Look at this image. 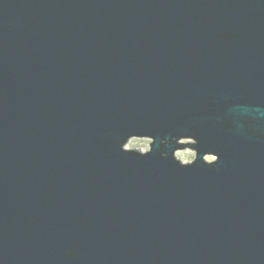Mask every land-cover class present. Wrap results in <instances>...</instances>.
I'll list each match as a JSON object with an SVG mask.
<instances>
[{
	"label": "water",
	"instance_id": "water-1",
	"mask_svg": "<svg viewBox=\"0 0 264 264\" xmlns=\"http://www.w3.org/2000/svg\"><path fill=\"white\" fill-rule=\"evenodd\" d=\"M0 264H264V0H0Z\"/></svg>",
	"mask_w": 264,
	"mask_h": 264
},
{
	"label": "rangeland",
	"instance_id": "rangeland-1",
	"mask_svg": "<svg viewBox=\"0 0 264 264\" xmlns=\"http://www.w3.org/2000/svg\"><path fill=\"white\" fill-rule=\"evenodd\" d=\"M190 141H193L192 139H184V143H190ZM150 142L151 138L149 137H139L134 136L132 137L126 144L125 147L127 149H139L143 152L150 149ZM196 153L194 150H190L189 148L185 147V149H178L176 151V156L180 157L183 162H191ZM207 157H211V159H207ZM205 159L207 161H213L216 159V156L214 155H206Z\"/></svg>",
	"mask_w": 264,
	"mask_h": 264
},
{
	"label": "bare ground",
	"instance_id": "bare-ground-1",
	"mask_svg": "<svg viewBox=\"0 0 264 264\" xmlns=\"http://www.w3.org/2000/svg\"><path fill=\"white\" fill-rule=\"evenodd\" d=\"M184 139H186V138H184ZM184 139H182L181 143H184V142H183ZM191 142H192V141H190V143H191Z\"/></svg>",
	"mask_w": 264,
	"mask_h": 264
},
{
	"label": "clouds",
	"instance_id": "clouds-1",
	"mask_svg": "<svg viewBox=\"0 0 264 264\" xmlns=\"http://www.w3.org/2000/svg\"><path fill=\"white\" fill-rule=\"evenodd\" d=\"M207 159H211V157H207Z\"/></svg>",
	"mask_w": 264,
	"mask_h": 264
}]
</instances>
